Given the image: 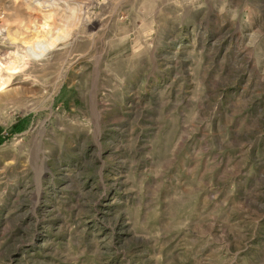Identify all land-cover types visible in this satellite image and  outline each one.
I'll return each mask as SVG.
<instances>
[{
  "label": "rangeland",
  "instance_id": "obj_1",
  "mask_svg": "<svg viewBox=\"0 0 264 264\" xmlns=\"http://www.w3.org/2000/svg\"><path fill=\"white\" fill-rule=\"evenodd\" d=\"M0 136V264H264V0H0Z\"/></svg>",
  "mask_w": 264,
  "mask_h": 264
},
{
  "label": "trees",
  "instance_id": "obj_2",
  "mask_svg": "<svg viewBox=\"0 0 264 264\" xmlns=\"http://www.w3.org/2000/svg\"><path fill=\"white\" fill-rule=\"evenodd\" d=\"M25 122V119H19L15 123L12 124L11 126V132H19L22 129V126ZM2 142L1 136H0V143Z\"/></svg>",
  "mask_w": 264,
  "mask_h": 264
},
{
  "label": "bare ground",
  "instance_id": "obj_3",
  "mask_svg": "<svg viewBox=\"0 0 264 264\" xmlns=\"http://www.w3.org/2000/svg\"><path fill=\"white\" fill-rule=\"evenodd\" d=\"M67 3H68V2H67ZM44 22H45V21H44ZM39 36H41V34L37 31L36 34H32V35H31V38L34 37V39H35V38H37V37H39ZM56 38H57V37H56ZM56 38H55V39H56ZM57 40H58V38H57ZM48 41H49V40H48ZM52 41H53V38H52ZM52 41H51L50 43H52ZM54 42H55V41H54ZM48 43H49V42H48ZM44 44H45V43H44ZM40 46H41V45H40ZM48 46H51V44H50V45L48 44ZM41 48H42V47H41ZM46 49H47V48H46ZM39 51H40V50H39ZM39 51H38V52H39ZM45 51H46V50H45Z\"/></svg>",
  "mask_w": 264,
  "mask_h": 264
}]
</instances>
